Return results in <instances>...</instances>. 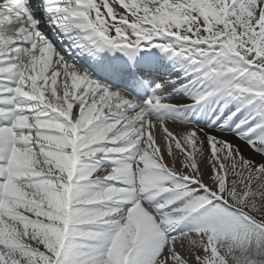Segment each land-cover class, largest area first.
I'll list each match as a JSON object with an SVG mask.
<instances>
[{
    "label": "snow or ice",
    "instance_id": "6c2138e0",
    "mask_svg": "<svg viewBox=\"0 0 264 264\" xmlns=\"http://www.w3.org/2000/svg\"><path fill=\"white\" fill-rule=\"evenodd\" d=\"M0 264H264V0H2Z\"/></svg>",
    "mask_w": 264,
    "mask_h": 264
}]
</instances>
